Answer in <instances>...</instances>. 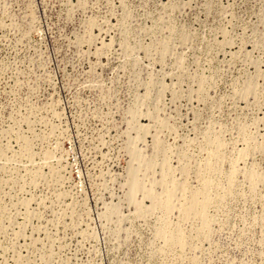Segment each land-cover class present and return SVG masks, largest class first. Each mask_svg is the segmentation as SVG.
Listing matches in <instances>:
<instances>
[{
	"label": "rangeland",
	"instance_id": "rangeland-1",
	"mask_svg": "<svg viewBox=\"0 0 264 264\" xmlns=\"http://www.w3.org/2000/svg\"><path fill=\"white\" fill-rule=\"evenodd\" d=\"M0 264H264V0H0Z\"/></svg>",
	"mask_w": 264,
	"mask_h": 264
},
{
	"label": "bare ground",
	"instance_id": "bare-ground-1",
	"mask_svg": "<svg viewBox=\"0 0 264 264\" xmlns=\"http://www.w3.org/2000/svg\"><path fill=\"white\" fill-rule=\"evenodd\" d=\"M202 207V206H201ZM200 208V207H199Z\"/></svg>",
	"mask_w": 264,
	"mask_h": 264
}]
</instances>
